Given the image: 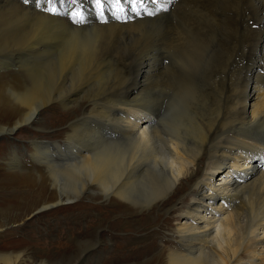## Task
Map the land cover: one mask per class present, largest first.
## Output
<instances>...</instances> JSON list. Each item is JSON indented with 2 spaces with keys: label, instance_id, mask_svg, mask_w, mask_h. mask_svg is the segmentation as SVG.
I'll return each instance as SVG.
<instances>
[{
  "label": "bare ground",
  "instance_id": "1",
  "mask_svg": "<svg viewBox=\"0 0 264 264\" xmlns=\"http://www.w3.org/2000/svg\"><path fill=\"white\" fill-rule=\"evenodd\" d=\"M242 1L224 11L211 0H170L154 15L97 22L84 0L93 18L81 24L34 0H0V71L14 69L0 75V117L13 118L0 123L10 142L3 161L21 169V144L43 165L11 176L47 194L37 209L86 195L146 215L132 241L147 244L144 260L133 264H264V0ZM156 22L137 61L119 51L120 29ZM27 54L45 58L36 74L32 59L21 68ZM51 102L65 121L39 125ZM27 125L49 136L27 139L29 152L14 137ZM99 228L76 239L86 264L100 261ZM21 257L0 252V264Z\"/></svg>",
  "mask_w": 264,
  "mask_h": 264
},
{
  "label": "rangeland",
  "instance_id": "2",
  "mask_svg": "<svg viewBox=\"0 0 264 264\" xmlns=\"http://www.w3.org/2000/svg\"><path fill=\"white\" fill-rule=\"evenodd\" d=\"M211 1H213V3L215 1L214 5H210L211 8L214 6L213 8L216 9L217 6L222 9L225 8L224 11H232L234 10V8H237L244 3V1L242 0ZM248 2L246 3L247 7L250 6L249 4L251 1L249 3ZM189 3L191 2L186 3V6H189ZM255 3L259 4L258 1H255ZM44 5L47 6L46 4ZM57 7L59 8L58 5ZM190 8H188V10H190ZM128 9L131 11V6L125 5L123 12H117L115 9H112L111 11L106 12L105 16L107 15L112 18V20L115 19L114 21L118 22H126L128 19L133 20V18H136L134 14L135 12H133V14H131L132 12H130L129 16L126 18V15L129 12L127 11ZM64 11V8L60 9L61 13H63ZM147 11L148 10L146 8L142 10L140 9L139 14H147ZM191 11L192 9L190 10V12ZM114 12L115 15L120 17L119 19H116L115 16L112 14ZM92 13L95 18L90 16L89 18H87L85 15V20L81 24L86 23L87 21H89L90 18L96 19L97 22H102L96 17L93 11ZM63 16L69 18V16L67 15ZM233 22L235 23V21ZM240 22L241 21H237V23L235 24L236 26L234 25V28L236 27L238 29L240 27ZM142 26L141 28L139 26L122 28L119 30V32L123 35L119 33L118 42L120 43V45H117L119 46L118 49L119 51H123L121 53H125L126 56H128L131 60L133 59V61H137L136 57H138V54L140 52L142 46L141 43H143V40L145 39V37H147L145 36V32L151 31L152 29L155 31L159 30L161 24L159 22H156L149 23L146 26ZM189 33L193 35L192 32ZM120 38L122 40H120ZM126 39L129 40L127 41ZM134 39H136L138 42L140 40L141 45ZM134 42L135 46H133ZM237 48L242 49L243 46H237ZM137 49H139V51H137ZM233 49L234 48H231L230 50ZM124 50L128 52H125ZM132 52L133 54L136 53V55L133 56ZM31 59L34 61L35 64L32 63ZM23 60L25 61V65L21 66V68H27V65L31 62L33 64L32 68H34L31 72H35L36 74V72L40 70V65L43 64L42 62L45 60V58L36 60L34 58H30V55L27 54L26 56H24ZM12 70L14 69L9 68L7 71H0V75L4 74L2 82H4L6 72ZM215 77L219 79L221 78L220 81H223L226 76L219 75ZM51 87L54 86L52 85ZM89 95L90 98L91 96H93L92 93H90ZM8 98L10 100H13L11 96H8ZM1 107L2 106H0V108ZM12 120V117L10 118V121L5 120L4 117H0V123H10L12 122ZM64 121L65 117L63 116V107L61 106V104H59L58 102H51L48 104L47 107L44 108V112L42 113V120L40 121L39 125H44L46 127L48 125L58 124V122L60 123ZM35 125L38 124L35 123ZM31 127L32 126L30 125L21 127L14 134V137L17 139L18 144L19 142L22 143L25 141V146L26 148H28V152L30 148L29 143H26L27 139H49V136L46 132H43V130L36 129L35 127ZM48 129L49 127L47 128V130ZM58 137L61 139L62 134L59 133ZM9 143L10 142L8 140L0 136L1 253L20 252L23 261L21 264H86L80 258L83 252V248H81L79 242H77L76 239L82 238L80 237L82 233L84 236L88 237L89 231L100 227L99 238L102 240V243L101 245L97 244L98 248H96L95 250L97 251L98 249V251H101L98 252L100 256V261L97 260V264H133V262H140L144 260V258L139 254V251L142 250L145 247L144 245L147 244L132 241H137L135 238L136 235L140 230H142V226L144 228L146 221L148 222L146 215L136 214L133 216H127V214H125L126 208L116 209L112 206V204L108 203H103L97 206L91 205L90 201L92 200H90L89 198H85L86 195H83L80 201H66L58 205L48 206L42 210L37 209L40 206L41 199L43 197H47V194H40L39 186L30 187L19 185L16 182H13L11 176L17 175L18 173H26L27 171L31 172L32 174L40 173L41 168L42 171H45L43 165L35 164L32 159L30 160V158L26 155L23 146L19 144L20 147L18 146V148H20V154L25 159L24 164L21 169H9L3 161ZM31 199H38V202H36L33 206H30L28 205V203H30ZM98 201L99 200L94 202ZM145 217L146 219H144ZM155 239L156 238L152 240V243L156 242ZM95 251L92 253L93 255H96L97 252ZM92 259L89 260L90 264L95 263V258L93 257Z\"/></svg>",
  "mask_w": 264,
  "mask_h": 264
},
{
  "label": "snow or ice",
  "instance_id": "3",
  "mask_svg": "<svg viewBox=\"0 0 264 264\" xmlns=\"http://www.w3.org/2000/svg\"><path fill=\"white\" fill-rule=\"evenodd\" d=\"M34 2L38 9L42 8V3L46 4L47 6L42 8L44 12L67 15L74 23H83L85 20L86 8L84 0H34ZM167 2H170V0H166V2H161V0H87L91 10L101 21H106V12L112 9L117 12H123L125 5H130L131 11L139 15V10L145 9L146 3H151L154 6V11H147V14L154 15L156 12L166 10ZM24 3H29V0H24ZM158 4L159 6L157 7ZM57 5H59V8ZM61 8L65 9L63 13L60 12ZM112 14L116 19L120 18L115 15V12Z\"/></svg>",
  "mask_w": 264,
  "mask_h": 264
}]
</instances>
